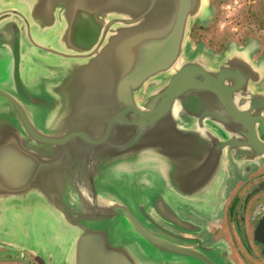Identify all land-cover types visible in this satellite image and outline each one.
<instances>
[{
  "label": "water",
  "instance_id": "water-1",
  "mask_svg": "<svg viewBox=\"0 0 264 264\" xmlns=\"http://www.w3.org/2000/svg\"><path fill=\"white\" fill-rule=\"evenodd\" d=\"M5 14L0 63L1 47H7L13 65L11 77L0 85V118L7 115L11 124L0 131V234L26 241L34 231H45V238L64 247L75 228L71 264H138L136 259L158 264L139 254L136 234L156 248L198 255L148 228L125 202L103 200L97 182L117 171L133 181L148 178L157 190L163 175L167 186L181 190L174 193L182 202L216 212L228 172L227 149L233 157L242 146L264 155L257 134L258 128L264 133V70L252 59L249 44L231 45L219 56L194 48L190 31L195 23L211 21L210 0H0V16ZM16 16L37 28V46L51 26L61 27L57 45L47 48L82 60L73 80H62L52 92L44 83L47 76L39 75L33 85L25 81ZM34 33L29 28L32 41ZM67 71L59 66L51 70L52 78ZM161 77L165 81L140 99L145 84ZM37 109L47 112L44 125L35 119ZM185 127L207 131L205 151L196 141L187 145L162 137V131ZM182 146L189 153L180 152ZM206 178L217 181L210 193L203 191ZM159 203L152 211L173 210ZM85 219L103 221L94 229ZM107 219L114 228L108 235L101 229ZM127 235L134 239V263L123 244Z\"/></svg>",
  "mask_w": 264,
  "mask_h": 264
},
{
  "label": "flooded vegetation",
  "instance_id": "flooded-vegetation-1",
  "mask_svg": "<svg viewBox=\"0 0 264 264\" xmlns=\"http://www.w3.org/2000/svg\"><path fill=\"white\" fill-rule=\"evenodd\" d=\"M214 1L218 2V0ZM211 5L216 15L218 12L216 3H212ZM7 17H9V14L2 15L0 16V20ZM16 18L19 24L17 28L21 33L22 56L24 59L23 38L24 32L27 31L28 26H25L27 22L21 16H16ZM208 25H194L190 31L192 41L195 46L200 44L203 46L202 48L211 52L212 55L219 56L228 51L230 45L233 44L231 42H235L236 40L233 36L230 37L225 33L223 29L220 35L213 38V41L210 43L207 42L205 38L202 37V31L206 29ZM50 28L52 29V26ZM13 30L15 31L16 27H14ZM35 30H37V28L31 25L30 32L34 33ZM33 38V41L32 39L29 41L36 49L54 54V52L47 48L53 47L50 40H48L49 38H46L45 41L38 46L36 43L37 38H39L38 35L34 33ZM255 39L257 40L258 38L244 35L243 42L245 43L249 40L255 41ZM239 41L240 39L237 42ZM42 45H45L46 49L42 48ZM258 45L259 47L255 51V60L262 66L264 64V48H262L260 44ZM1 48H4L1 54L3 56L2 58H5L2 59V62L5 61L3 63L11 67V65H13V58L9 56L10 54L7 52V47ZM1 76L3 84L5 83L4 81L7 80V76L4 77V72H1ZM164 81L165 77H161L147 82L140 90L139 98L143 99L151 88ZM207 126L212 129H218L221 136H226L224 130L218 128L213 122H207ZM241 128L243 130L245 129L244 126H241ZM257 134L261 141L264 142V133L260 128H258ZM162 137L178 139L183 142L181 144L187 145L189 144L188 141H196L204 151L208 143L205 142V139L208 137L206 130L196 129L191 131L190 129L187 130L186 127L181 131H162ZM195 148L196 147L192 150ZM182 150H186L187 153H189V148L182 146L179 148V151L181 152ZM205 153L206 152H202L200 156H204ZM178 154L180 155L182 153ZM234 154L235 157L230 154V148L227 149L226 161L228 172L223 185V193L220 196V207L216 212H209L213 211V208H209L208 212L204 210L201 211L195 208L196 206L194 207L182 202L185 199L176 196V193L181 190L178 187L172 188L171 186H167V181H169V179H166L163 175H161V179H159L160 186H158L157 190L151 185L146 186L132 179H130L129 182H125L124 179L122 182H115L113 179H108L110 176H104L103 180L97 182V190H101L100 185H103V183L105 191L108 190L112 192L115 185L125 189L124 194L121 192L119 193L126 200L125 203L148 228L174 242L180 246V248H191L193 252L198 253V255H186L156 248L147 240L141 238L140 235L136 234L140 242V244H138V252L140 255L142 254L143 258L144 255H150L158 264H264V155L258 156L254 150L247 146L235 148ZM118 173L119 172L115 171L114 175ZM121 173L125 174L124 172ZM216 182L213 179L208 180V178H206V189L203 191L205 193L213 191V189L217 187ZM133 185H141V187L133 190ZM185 186H188V182L185 183ZM194 186L196 189L198 188L196 185ZM191 187L192 185H190L189 188ZM189 188L187 187V189ZM158 192L161 197L160 195H155L158 194ZM158 201H160L159 204H161V202H164V204L166 203L173 210H171V212L168 211L169 213H157L156 211H152L154 203ZM207 203L209 205L215 203L214 196H210ZM85 220L91 222L92 224L90 227L94 229L96 228V223H101L103 221L98 219ZM111 221L112 219L104 220L101 226V229H103L107 235L110 234V230L114 229L111 225L109 227ZM0 222L2 223V220H0ZM44 233L41 231H34V235L24 241L26 247L23 248L21 247V243L7 240V238L0 234V258H2L0 259V264H70L68 260V249L61 247L59 245L61 242L59 243L53 240V238H45ZM117 233H113L115 235H112L116 236ZM127 237L129 236L127 235ZM132 242L129 243L133 248ZM114 246H117V243L114 244ZM127 253H129L128 256L131 258V262L134 263L133 251L129 250ZM136 260L138 264H141L140 259Z\"/></svg>",
  "mask_w": 264,
  "mask_h": 264
},
{
  "label": "rangeland",
  "instance_id": "rangeland-1",
  "mask_svg": "<svg viewBox=\"0 0 264 264\" xmlns=\"http://www.w3.org/2000/svg\"><path fill=\"white\" fill-rule=\"evenodd\" d=\"M212 3L214 4L216 3V6L218 7L217 14L215 15V10L211 5L213 9V16H212L211 21L208 23H195L194 24V25L200 24L203 26L209 24L208 27H206V29L202 31L203 32L202 37H204L207 42L210 43L211 41H213V38L216 37L217 35H220L222 33V30L224 29L223 31L225 33H227L230 37L233 36L235 38L236 41L231 42V43L242 44L244 43L243 42L244 35H247V36H253V37L258 38V40L261 41L262 48H264V0H218V2L217 1L215 2L214 0H210V4ZM50 21L52 20H49V22ZM26 25L28 26V28H30L28 24H25V26ZM28 28H27V31H28ZM59 29H61V27H53L51 29L52 31L49 32V34L46 35L44 38H42V40L45 41L46 38H49L48 40H50L52 45L56 46L57 42L54 40L55 38H57V30ZM40 30L42 29L40 28ZM27 31L24 32V38H23V48H24L23 49V54H24L23 75H24L25 81H27L29 85L30 84L33 85L34 81L39 75L47 76V79L46 81H44V83L48 87L47 92H52L51 90H54V88H56V90L58 89V85L62 80H65V79L73 80V77L75 76L74 75L75 72H73V69L77 67V62L82 61V60L70 59V58L67 59V58L58 56L55 53L52 54L44 50L36 49V47H34L33 44L31 45V42L29 41L31 39L27 36ZM189 36H190V40L192 41L191 35ZM239 39L240 41L237 42ZM192 44L194 48L203 47L200 44L195 46L193 41H192ZM3 62L0 63L1 65L0 71L3 73V70L6 69L8 73L4 72V74L8 75L7 78H9L11 77L12 69L6 66ZM73 63L75 64L73 65ZM59 66H62L63 68L68 69L67 71L68 74L66 75L65 73L63 75H58L56 79H53L51 70L55 72ZM1 80L2 79H0V84H2ZM45 101H46V98H45ZM0 105L3 106L4 104H0ZM61 107L62 106H60L59 109L56 110L53 115L56 119L60 117V115L62 114ZM6 110L7 109L3 111H6ZM33 114L35 116L36 121L40 125H44L47 112L44 109H37V110H34ZM7 126L9 127L11 126V124L8 120L7 115H5L3 118H0V131L6 128ZM111 165L113 166V163ZM108 179H113L115 182H122L124 179L125 182L126 181L129 182L130 179L132 178L127 174L118 173V174L108 177ZM141 180L143 181H140V182L146 186H149L153 183V181L149 180L148 178H143ZM149 181H151L152 183ZM100 186H101V190L99 191V193H100V197L103 200H112V201H119V202L126 201L122 197V195L119 193L121 192L122 194H124L125 189L119 187L118 185H115L113 190L111 189L112 190L111 192L108 190L107 191L104 190V187H105L104 183L103 185L101 184ZM133 187H134L133 188L134 190L135 188L141 187V185H133ZM155 195H159V194H155ZM50 229L51 228H48V230ZM69 231H70L69 232L70 237L68 238L67 242L64 243V247L65 249H68V253H69L68 260L70 261V264H71L72 254L74 251V243H75L77 234L79 233V230H76L75 228H70ZM49 233L53 234V236L56 235L55 230L54 231L51 230L49 231ZM122 240L124 242L123 244H125L124 246H126L127 249H130V251H134L132 249V245L129 244V242H132L134 239L130 237H124ZM12 241L21 243L22 248L26 247V244L23 240L22 241L12 240ZM5 248H9V247H5ZM9 249H12V248H9Z\"/></svg>",
  "mask_w": 264,
  "mask_h": 264
},
{
  "label": "crops",
  "instance_id": "crops-1",
  "mask_svg": "<svg viewBox=\"0 0 264 264\" xmlns=\"http://www.w3.org/2000/svg\"><path fill=\"white\" fill-rule=\"evenodd\" d=\"M246 44H249L250 51H253V53H252V59H253L257 64H259V63L255 60V51H256V50L258 49V47H259L258 44H260V45L262 46L261 41H259L258 39H257V40L255 39V41L250 40V41L246 42L245 44L233 43L232 45H233V46H238V47H243V46H245ZM259 66H260V64H259ZM260 67H261V68H264V64H263L262 66H260ZM263 70H264V69H263Z\"/></svg>",
  "mask_w": 264,
  "mask_h": 264
}]
</instances>
